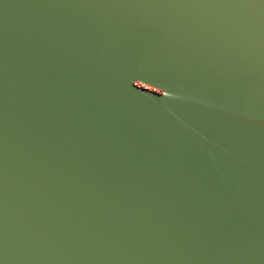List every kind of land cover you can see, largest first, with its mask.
Segmentation results:
<instances>
[{
	"label": "water",
	"instance_id": "obj_1",
	"mask_svg": "<svg viewBox=\"0 0 264 264\" xmlns=\"http://www.w3.org/2000/svg\"><path fill=\"white\" fill-rule=\"evenodd\" d=\"M0 264H264V0H0Z\"/></svg>",
	"mask_w": 264,
	"mask_h": 264
}]
</instances>
